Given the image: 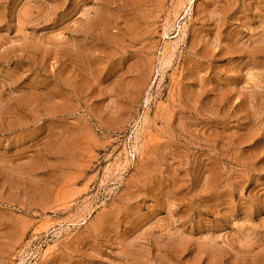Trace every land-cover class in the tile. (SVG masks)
Returning <instances> with one entry per match:
<instances>
[{"label": "rangeland", "instance_id": "rangeland-1", "mask_svg": "<svg viewBox=\"0 0 264 264\" xmlns=\"http://www.w3.org/2000/svg\"><path fill=\"white\" fill-rule=\"evenodd\" d=\"M0 264H264V0H0Z\"/></svg>", "mask_w": 264, "mask_h": 264}]
</instances>
